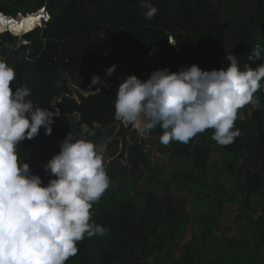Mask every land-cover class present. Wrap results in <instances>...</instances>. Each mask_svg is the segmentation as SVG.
Listing matches in <instances>:
<instances>
[{
	"label": "trees",
	"instance_id": "16d2710c",
	"mask_svg": "<svg viewBox=\"0 0 264 264\" xmlns=\"http://www.w3.org/2000/svg\"><path fill=\"white\" fill-rule=\"evenodd\" d=\"M149 3L158 8L152 19L145 16L143 0H0V13L6 15H27L45 8L50 16L41 26L22 35L0 33V57L16 71L13 86H27L34 104L49 107L56 95L71 93L69 81L83 90H92L89 85L93 74L111 81L105 70L113 64L118 65L120 75L136 74L138 61L146 57V69L151 72L163 67L177 71L194 63L201 68L224 66L229 63L225 59L229 52L240 57L242 66L256 68L264 64V0ZM227 7L232 14L224 18ZM257 46L260 58L252 56ZM256 95L264 105V88ZM247 108L250 115L243 118L239 113L236 121L240 136L228 146H219L211 139L213 129L196 135L187 144L162 145L159 127L149 137H156L153 143L159 151L166 150L180 160H193L200 168L206 166L213 150L224 148L232 158L234 185L248 200L264 191V108ZM52 128L51 135H45L42 128L37 137L26 139L18 147L21 158L45 184L50 177L44 165L59 152V142L75 129L68 118L54 121ZM75 130L76 137L83 138L81 131ZM113 132L99 131L88 139L111 137ZM131 142L130 167L114 162L111 170L116 175L129 168L133 174L141 168L152 169L149 143L140 140L137 130ZM109 147L119 151V142ZM260 211L264 220V205ZM93 213L92 219L107 228V233L79 242L78 254L67 264H196L194 238L179 249V254L173 243L182 224L181 202L172 206L149 192L143 210H138L132 200L115 203L100 199Z\"/></svg>",
	"mask_w": 264,
	"mask_h": 264
},
{
	"label": "clouds",
	"instance_id": "9594fccd",
	"mask_svg": "<svg viewBox=\"0 0 264 264\" xmlns=\"http://www.w3.org/2000/svg\"><path fill=\"white\" fill-rule=\"evenodd\" d=\"M142 7L148 19L158 13L149 0ZM258 49L252 51L255 58H260ZM225 59L229 63L219 69L194 63L177 71L154 70L147 79L127 75L116 90L115 119L137 125L144 139L159 127L164 146L187 144L208 129L214 130L211 139L219 146L234 143L240 136V110L264 108L256 98L264 88V64L242 66L232 52ZM117 67H107L106 75L112 77ZM15 80L14 67L0 57V264H67L78 254L79 242L108 231L92 219L93 206L112 185L104 149L69 132L44 165L50 177L45 184L18 147L42 128L51 135L54 115L49 107L34 104L30 88L14 87ZM89 86L100 90L111 85L93 74Z\"/></svg>",
	"mask_w": 264,
	"mask_h": 264
},
{
	"label": "rangeland",
	"instance_id": "374dc122",
	"mask_svg": "<svg viewBox=\"0 0 264 264\" xmlns=\"http://www.w3.org/2000/svg\"><path fill=\"white\" fill-rule=\"evenodd\" d=\"M231 14V9L227 7L223 17L228 18ZM10 16L15 18L16 14L11 13ZM222 66L215 64L203 69H219ZM122 77L125 75H120V81ZM239 113L244 118L250 115V110L246 106ZM75 120L73 128L83 135ZM75 129L71 133L77 136ZM112 129L115 131L116 126ZM109 138L100 137L92 141L100 146ZM139 138L149 143L152 169L141 168L135 175L129 169L116 175L109 168L112 185L101 200L115 203L132 200L138 210H143L147 193L153 192L163 203L169 202L174 206L181 202L182 224L173 241L178 254L179 249L194 238L196 264H264V220L260 218L264 191L246 200L245 194L234 185L230 169L232 158L224 148L213 150L206 166L200 168L193 160H180L166 150L159 151L153 143L155 136ZM117 151V148L109 146L104 149L105 164Z\"/></svg>",
	"mask_w": 264,
	"mask_h": 264
},
{
	"label": "water",
	"instance_id": "95a60500",
	"mask_svg": "<svg viewBox=\"0 0 264 264\" xmlns=\"http://www.w3.org/2000/svg\"><path fill=\"white\" fill-rule=\"evenodd\" d=\"M148 58L138 61L136 75L141 79H147L151 74V71L146 69ZM102 79L106 80L105 78ZM109 83L111 86L108 89L100 86V90L86 91L69 81L67 87L71 90V93L63 92L61 95H56L49 106L54 115L53 120L56 122L68 118L72 125L76 118L75 125L82 130L83 138H90L99 129L103 132H109L112 127L116 126V130L111 137L100 145L105 149L112 142L119 140V151L108 159L107 170L111 169V165L117 161L130 167L128 151L131 147V135L137 130L135 124H126L115 119L113 101L120 83L118 71H115ZM86 129H88L87 133Z\"/></svg>",
	"mask_w": 264,
	"mask_h": 264
},
{
	"label": "bare ground",
	"instance_id": "6f19581e",
	"mask_svg": "<svg viewBox=\"0 0 264 264\" xmlns=\"http://www.w3.org/2000/svg\"><path fill=\"white\" fill-rule=\"evenodd\" d=\"M18 15L17 18H13L10 15L6 16L5 13H0V18H2L0 19V33L9 29L13 31L15 35H20L24 32H29L38 27V25H40L43 17L42 11H37L35 13L27 15L19 13Z\"/></svg>",
	"mask_w": 264,
	"mask_h": 264
},
{
	"label": "built area",
	"instance_id": "2783aa9c",
	"mask_svg": "<svg viewBox=\"0 0 264 264\" xmlns=\"http://www.w3.org/2000/svg\"><path fill=\"white\" fill-rule=\"evenodd\" d=\"M39 11H42V16H43L40 25H38V26H41V25L43 24V22L49 20L50 16H49V14H48V12L46 11L45 8H41V10H39ZM17 14H19V13H17ZM17 14H16V15H17ZM6 16H7V15H6ZM8 16H9V15H8ZM4 32H9V33L14 34V32L11 31L10 29H9V30H5ZM2 33H3V32H2Z\"/></svg>",
	"mask_w": 264,
	"mask_h": 264
},
{
	"label": "snow or ice",
	"instance_id": "6c2138e0",
	"mask_svg": "<svg viewBox=\"0 0 264 264\" xmlns=\"http://www.w3.org/2000/svg\"><path fill=\"white\" fill-rule=\"evenodd\" d=\"M0 19H2V18H0Z\"/></svg>",
	"mask_w": 264,
	"mask_h": 264
}]
</instances>
